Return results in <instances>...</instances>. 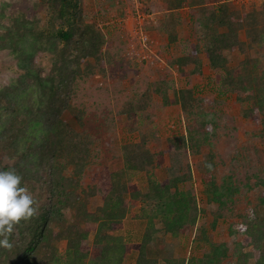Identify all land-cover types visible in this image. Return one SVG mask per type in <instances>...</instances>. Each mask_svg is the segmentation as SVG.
I'll use <instances>...</instances> for the list:
<instances>
[{
    "label": "trees",
    "instance_id": "16d2710c",
    "mask_svg": "<svg viewBox=\"0 0 264 264\" xmlns=\"http://www.w3.org/2000/svg\"><path fill=\"white\" fill-rule=\"evenodd\" d=\"M187 1L154 0L163 11L159 29L172 41L173 27L181 22L178 10L188 3L199 45L217 72V92L238 95L245 104L243 117L259 127L264 140V70L259 68L258 58L248 54L264 45V7H252L241 17L230 0H213L216 5L212 7L203 5L204 0ZM36 4L43 16L18 14L5 20L0 11V55H8L0 63V170L14 168L23 177L21 186L39 204L37 216L15 226L9 237L12 247H0V264H126V256L132 252L133 264H226L227 244L213 242L203 225L195 236V241L208 246L201 256L157 259L147 252V245L159 234L177 236L185 227H193L201 213L192 186H188L192 178L188 164L162 180L152 173L162 164L164 154L182 149L198 154L206 142L200 130L191 128L199 114L192 86L178 89L170 100L165 86L152 90L161 94L164 103H175L184 112L188 121L185 134L166 138L165 149L156 152L141 134L120 146L119 169L103 166L85 184L91 139L62 115L67 111L82 125L83 110L71 104L74 78L77 73L89 76L96 67L101 68L104 36L84 17L81 0H37ZM241 29L243 41L238 40ZM237 50L243 59L230 65V53ZM189 60L197 61L188 56L177 59L180 66ZM192 73L200 71L197 68ZM149 94L146 90L141 104L124 103L120 113L134 123L135 114L148 104L144 99ZM213 158L207 152L200 167L203 192L207 203L224 205L223 197H231L233 188L216 184ZM137 174L146 177L142 186L132 180ZM255 184L259 188L257 203L236 231L240 238L231 236L235 264H264V176ZM129 213L144 222L137 241L112 233L123 227ZM91 244L97 250L95 257H91Z\"/></svg>",
    "mask_w": 264,
    "mask_h": 264
},
{
    "label": "rangeland",
    "instance_id": "374dc122",
    "mask_svg": "<svg viewBox=\"0 0 264 264\" xmlns=\"http://www.w3.org/2000/svg\"><path fill=\"white\" fill-rule=\"evenodd\" d=\"M36 1L0 0V11L5 15V20L18 14H24L27 18L43 16ZM204 2L203 5L209 7L216 5L212 3L213 0ZM229 3L241 17L252 7L258 10L264 7V0H230ZM155 4L159 3H154V0H81L84 17L95 23L103 33L101 50L105 62L101 65L102 69L96 67L89 76L77 73L74 78L71 104L83 110L82 125L67 111L63 112L62 118L91 139L90 161L83 175L86 184L93 173L103 166L111 170L121 167L120 146L123 143L137 140L141 134H145L148 147L156 152L165 149L166 138L185 134L188 121L184 112L175 103H164L161 94L152 90L157 85L165 86L170 100L178 89L186 84L192 86V97L198 102L196 110L199 114L198 119L191 122L194 125L191 128L200 130L206 142L198 154H190L185 149L164 154L162 164L152 173L162 180L183 171L188 164L192 171L188 186H192L201 213L193 227H185L177 236L159 234L156 240L147 245V252L157 259L201 256L208 246L195 241V236L199 226L203 225L213 242L227 244L229 255L224 263L235 264L231 236L240 238L236 231L241 222L248 220V212L257 203L259 188L255 182L264 176V140L259 127L243 117L245 104L238 99V95L217 92V72L211 69L199 45V34L190 20L188 3L178 10L181 22L173 27L172 41L168 34L159 29L163 11ZM140 32L149 36L147 42L140 40ZM244 39V30L241 29L238 40ZM248 54L250 57L256 56L259 68L264 70V45L250 50ZM7 56L0 55V63ZM187 56L197 61L189 60L180 66L177 59ZM243 56L238 50L231 52L230 65L238 63ZM41 62L47 65L45 59ZM197 68L200 73L193 74L192 71ZM146 90L150 91L149 99H144L148 104L135 114V122L132 123L119 110L129 101L141 104ZM209 151L214 154L213 175L216 184L222 189L228 184L233 188L231 197H223L226 199L224 205L207 203L203 192L200 167ZM145 179L144 174H137L132 180L142 186ZM134 212L137 211L134 209ZM216 216L215 226L211 227ZM143 227L144 222L132 218V213H129L123 227L112 233L137 241ZM91 239L90 234L89 242ZM91 247V257H95L97 250L93 249L92 244ZM134 259L135 253H129L126 264H133Z\"/></svg>",
    "mask_w": 264,
    "mask_h": 264
},
{
    "label": "clouds",
    "instance_id": "9594fccd",
    "mask_svg": "<svg viewBox=\"0 0 264 264\" xmlns=\"http://www.w3.org/2000/svg\"><path fill=\"white\" fill-rule=\"evenodd\" d=\"M14 168L0 170V247L11 248L9 237L22 220L39 214V204Z\"/></svg>",
    "mask_w": 264,
    "mask_h": 264
},
{
    "label": "built area",
    "instance_id": "2783aa9c",
    "mask_svg": "<svg viewBox=\"0 0 264 264\" xmlns=\"http://www.w3.org/2000/svg\"><path fill=\"white\" fill-rule=\"evenodd\" d=\"M140 35H139V38H140V40L143 42V43H145V42H147L148 41V35L146 34V33H144V32H140L139 33Z\"/></svg>",
    "mask_w": 264,
    "mask_h": 264
}]
</instances>
